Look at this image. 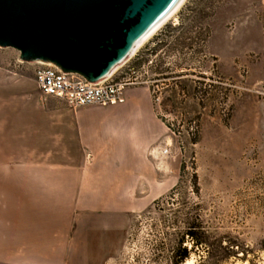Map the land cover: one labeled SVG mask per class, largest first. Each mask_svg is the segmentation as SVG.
<instances>
[{
    "label": "rangeland",
    "instance_id": "rangeland-1",
    "mask_svg": "<svg viewBox=\"0 0 264 264\" xmlns=\"http://www.w3.org/2000/svg\"><path fill=\"white\" fill-rule=\"evenodd\" d=\"M126 65L164 131L150 153L169 189L129 217L101 264H264V0H187ZM42 67L0 48V102H18L1 120L31 99L50 115L81 110L42 96Z\"/></svg>",
    "mask_w": 264,
    "mask_h": 264
},
{
    "label": "crops",
    "instance_id": "crops-1",
    "mask_svg": "<svg viewBox=\"0 0 264 264\" xmlns=\"http://www.w3.org/2000/svg\"><path fill=\"white\" fill-rule=\"evenodd\" d=\"M24 103L0 116V264H101L129 217L169 189L151 158L164 131L150 96L129 87L123 104L61 116Z\"/></svg>",
    "mask_w": 264,
    "mask_h": 264
},
{
    "label": "water",
    "instance_id": "water-1",
    "mask_svg": "<svg viewBox=\"0 0 264 264\" xmlns=\"http://www.w3.org/2000/svg\"><path fill=\"white\" fill-rule=\"evenodd\" d=\"M182 0H0V48L24 62L78 74H111Z\"/></svg>",
    "mask_w": 264,
    "mask_h": 264
},
{
    "label": "built area",
    "instance_id": "built-area-1",
    "mask_svg": "<svg viewBox=\"0 0 264 264\" xmlns=\"http://www.w3.org/2000/svg\"><path fill=\"white\" fill-rule=\"evenodd\" d=\"M125 68L127 77H119ZM122 74V72L120 73ZM133 75V68L122 66L114 74L91 83L78 74L64 75L61 69L44 66L34 74L39 92L45 98L63 101L74 111L88 107H111L125 102V91L131 86L142 84ZM162 156L170 155L167 146L160 152Z\"/></svg>",
    "mask_w": 264,
    "mask_h": 264
},
{
    "label": "bare ground",
    "instance_id": "bare-ground-1",
    "mask_svg": "<svg viewBox=\"0 0 264 264\" xmlns=\"http://www.w3.org/2000/svg\"><path fill=\"white\" fill-rule=\"evenodd\" d=\"M187 0H182L181 6L179 8H176L173 10L172 15H166V21L165 22H161L158 26V28L156 29L155 33L152 34H148L145 35L143 37V39L137 43L134 51L132 52V54L120 65H118L117 67H115L113 69V71L111 72V74H114L116 71H118L122 66H124L147 42H149V40H151V38L153 36L156 35V33L165 25L167 24V22H169L172 18L175 17V15L178 13V11L182 8V6L185 4ZM183 264H195L194 259L193 258H189L187 259Z\"/></svg>",
    "mask_w": 264,
    "mask_h": 264
},
{
    "label": "trees",
    "instance_id": "trees-1",
    "mask_svg": "<svg viewBox=\"0 0 264 264\" xmlns=\"http://www.w3.org/2000/svg\"><path fill=\"white\" fill-rule=\"evenodd\" d=\"M193 229H194V227H190V228H188V230L186 231V236L189 237V238H191V240H194L195 238H197V234L194 232ZM194 243H195L196 247H198V246H200V245L203 244V241H202V239L199 238L198 240H195ZM187 257H188L187 249H186V248H183V249H181V250L179 251V254L177 255V258H178L177 261H178V260L183 261V260H185ZM177 261H176V262H177ZM177 263H179V262H177Z\"/></svg>",
    "mask_w": 264,
    "mask_h": 264
}]
</instances>
